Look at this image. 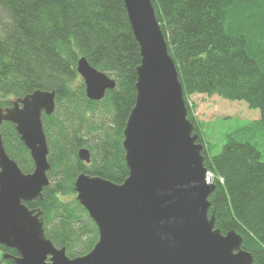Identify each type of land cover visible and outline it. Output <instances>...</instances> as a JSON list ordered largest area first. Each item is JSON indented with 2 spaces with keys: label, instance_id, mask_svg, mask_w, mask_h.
I'll use <instances>...</instances> for the list:
<instances>
[{
  "label": "trees",
  "instance_id": "obj_1",
  "mask_svg": "<svg viewBox=\"0 0 264 264\" xmlns=\"http://www.w3.org/2000/svg\"><path fill=\"white\" fill-rule=\"evenodd\" d=\"M183 89L187 118L203 145L204 167L215 186L209 215L222 235L242 238V249L264 264V161L247 138L264 133V0H151ZM84 58L112 78L115 88L90 101L77 73ZM141 61L122 0H0V107L36 90L53 91L55 108L42 116L49 185L27 203L40 212L44 235L70 259L88 254L98 232L76 201L78 175L121 185L129 171L123 131L136 97ZM218 96L259 111L256 122L226 134L220 151L194 117L189 97ZM3 147L22 173L33 172L14 125L0 128ZM87 149L90 162L78 158ZM2 264L17 253L0 247Z\"/></svg>",
  "mask_w": 264,
  "mask_h": 264
},
{
  "label": "water",
  "instance_id": "obj_2",
  "mask_svg": "<svg viewBox=\"0 0 264 264\" xmlns=\"http://www.w3.org/2000/svg\"><path fill=\"white\" fill-rule=\"evenodd\" d=\"M122 1L141 57L123 131L128 178L115 185L82 173L74 183L75 199L96 226L98 241L88 254L70 259L46 239L41 213L26 206L42 199L49 185L42 116L54 112L55 94L36 90L0 107V128L14 125L33 161V172L22 173L0 134V247L17 253L13 264H256L242 249L241 236L222 235L209 215L215 186L151 0ZM76 69L90 101L115 88L84 58ZM78 158L88 164V150L80 149Z\"/></svg>",
  "mask_w": 264,
  "mask_h": 264
},
{
  "label": "rangeland",
  "instance_id": "obj_3",
  "mask_svg": "<svg viewBox=\"0 0 264 264\" xmlns=\"http://www.w3.org/2000/svg\"><path fill=\"white\" fill-rule=\"evenodd\" d=\"M188 100L193 107V115L202 131L206 133L208 141L218 148L214 154L218 153L225 143L226 134L246 123L258 121L260 116L258 110L249 109L242 101L224 100L214 95H193ZM247 138L261 152L264 161V133L249 135ZM1 260L0 251V264Z\"/></svg>",
  "mask_w": 264,
  "mask_h": 264
}]
</instances>
